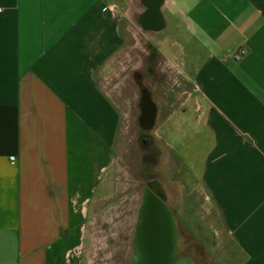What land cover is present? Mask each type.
Returning a JSON list of instances; mask_svg holds the SVG:
<instances>
[{
    "label": "crops",
    "instance_id": "crops-1",
    "mask_svg": "<svg viewBox=\"0 0 264 264\" xmlns=\"http://www.w3.org/2000/svg\"><path fill=\"white\" fill-rule=\"evenodd\" d=\"M125 19L126 42L186 81L166 109H186L190 159L201 149L185 184L208 246L221 264H264V0H0V264H82L118 166L120 114L99 72ZM160 163L184 173L176 153Z\"/></svg>",
    "mask_w": 264,
    "mask_h": 264
},
{
    "label": "rangeland",
    "instance_id": "rangeland-1",
    "mask_svg": "<svg viewBox=\"0 0 264 264\" xmlns=\"http://www.w3.org/2000/svg\"><path fill=\"white\" fill-rule=\"evenodd\" d=\"M115 1L121 11L126 9V0ZM122 31L125 38L124 46L99 72L101 85L111 96L120 114L115 153L116 163L119 165L114 171V185H105L104 192L100 195L97 206L94 207V209L96 208L95 215H89L84 225L85 237L81 250L82 264H140L144 262L140 256L137 257L134 254L136 246L133 236L137 221V209L141 205L140 190L143 187V185L138 186L137 183L143 182L140 173L144 171V166L140 165V162H144L140 159V151L143 150V147L136 139L142 131L138 122L140 115L138 102L142 87L153 92L152 98L160 107L159 116L161 118L155 131L152 132L156 137V144L160 153L163 156L170 153L175 155L176 153L185 166V169L182 170L184 173L179 175L174 174V169L167 168L161 163L156 168L157 172L160 173L158 181L168 195L167 205L174 210L176 216L181 218L177 219L179 225V261L194 264H221L218 260V248L208 246L210 238L207 236L203 223L201 196L197 193L194 195L191 191L192 185L185 184V177L187 176L185 171L189 168V162L192 161L193 165L195 164L196 170L201 168V149H197V152L194 153V159H190L186 109H166L170 100L168 95L171 97L178 91V87H185L186 81L176 77L170 78L156 71L154 60L151 64L146 62L147 54L144 48L152 52L151 57L154 59L153 46L147 45L141 49L132 44L134 43L133 40L126 42V19L123 22ZM168 47L173 52L177 50L178 46L169 43ZM178 51L180 53L179 59H185V51L183 54L179 49ZM149 72L152 76L149 75ZM156 85L159 88L155 91ZM172 89L176 91L171 92V94L169 92ZM163 91L168 93H162ZM172 112L175 115L166 121L165 119L169 118L166 116ZM188 115L190 117V110ZM182 117L185 118V124L180 126L181 120H178V123L176 120ZM161 122L163 123L161 124ZM174 132H177L176 136ZM126 150H131L135 155L134 167L131 169L121 165L120 162L126 157ZM165 160L166 158L163 157V163ZM147 163L146 174L151 170L149 165L153 164V159ZM156 169L153 171L156 172ZM193 200L197 203L196 207L198 208L195 214L189 206Z\"/></svg>",
    "mask_w": 264,
    "mask_h": 264
},
{
    "label": "flooded vegetation",
    "instance_id": "flooded-vegetation-1",
    "mask_svg": "<svg viewBox=\"0 0 264 264\" xmlns=\"http://www.w3.org/2000/svg\"><path fill=\"white\" fill-rule=\"evenodd\" d=\"M140 93L138 122L142 131L136 139L143 147V150L140 151V159L144 162H140V165L144 166V171L140 173L143 182L137 183L138 186L143 185V187L140 190L141 205L137 209V221L133 235L136 246L134 254L137 257L140 256L144 261L140 264H148L146 260L155 256V251L163 260L169 258L172 261L170 264H194L181 262L178 258L179 225L177 219L180 217L176 216L174 210L167 205L168 195L158 181L160 173L156 169L161 160L156 137L154 133L152 134L158 125L156 122L157 105L152 98L151 90L142 87ZM133 154L134 152L131 150H126V157L120 161L121 165L128 169L133 168L135 156ZM151 159H153V164L149 165L151 170L146 174L147 161H151ZM153 169H156V172ZM160 264L167 263L161 262Z\"/></svg>",
    "mask_w": 264,
    "mask_h": 264
},
{
    "label": "water",
    "instance_id": "water-1",
    "mask_svg": "<svg viewBox=\"0 0 264 264\" xmlns=\"http://www.w3.org/2000/svg\"><path fill=\"white\" fill-rule=\"evenodd\" d=\"M155 252H156V254L154 253L155 256H153L150 259L148 258V260H146V262L148 264H160L161 262H163V263L165 262L167 264H170V262H172L169 258L163 260L162 257L159 255V253L157 251H155Z\"/></svg>",
    "mask_w": 264,
    "mask_h": 264
},
{
    "label": "built area",
    "instance_id": "built-area-1",
    "mask_svg": "<svg viewBox=\"0 0 264 264\" xmlns=\"http://www.w3.org/2000/svg\"><path fill=\"white\" fill-rule=\"evenodd\" d=\"M245 53V51H241V54H244Z\"/></svg>",
    "mask_w": 264,
    "mask_h": 264
}]
</instances>
